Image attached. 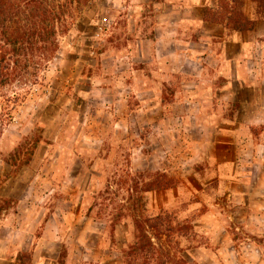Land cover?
Segmentation results:
<instances>
[{"label":"rangeland","instance_id":"rangeland-1","mask_svg":"<svg viewBox=\"0 0 264 264\" xmlns=\"http://www.w3.org/2000/svg\"><path fill=\"white\" fill-rule=\"evenodd\" d=\"M159 4L165 0H92L59 37L50 62L23 70V81L7 90L15 102L0 132V259L37 245L45 231L52 263L57 250L49 233L62 230L56 243H70L73 227L77 243L96 246L99 239L85 236L91 232L81 234L95 229L100 246L123 261L137 223L159 214L165 218L158 234L166 229L167 236L157 241L146 229L157 249L149 264H210L192 250L224 246L225 230L237 248L245 243L246 224L235 218L227 190L240 164L232 142L216 140L218 123L198 119L197 103L183 94L185 79L167 74L155 46L145 44ZM241 9L253 19L251 0ZM235 110L215 109L222 117ZM151 181L159 188L146 192ZM72 253L64 248L59 264L73 261Z\"/></svg>","mask_w":264,"mask_h":264},{"label":"crops","instance_id":"crops-1","mask_svg":"<svg viewBox=\"0 0 264 264\" xmlns=\"http://www.w3.org/2000/svg\"><path fill=\"white\" fill-rule=\"evenodd\" d=\"M159 7L155 9L159 12L155 34L145 44L155 46V56L165 62L167 74H180L185 79L183 94L197 103L198 119H209L204 123L213 128L218 123L213 130L216 140L231 141L232 156L238 157L240 163L235 167L238 177L227 190L229 199L238 206L235 218L246 224L245 243L237 248L225 230L224 246L214 243L212 249L197 248L193 254L200 263L205 258L210 264H264V241L257 245L254 240L264 239V16L253 31L238 32L205 20L206 11L220 12V0H165ZM220 107L236 109L235 114L222 117L215 111ZM235 230L241 232L239 226ZM68 231L74 240L59 245L56 242L62 230L49 233L53 234L57 250L52 263V244L46 243L47 233L43 231L37 245L19 248L13 259H6L7 250L0 264H24L18 256L25 251L32 252L31 264H59L64 248L72 251L74 258L72 261L69 256L65 264H123L114 251L100 246L102 235L96 236L95 229H85L81 234L91 232L85 236L93 237L91 241L99 239L96 246L85 241L77 243L74 228ZM187 255L191 256L190 250ZM219 256H227L226 261Z\"/></svg>","mask_w":264,"mask_h":264},{"label":"trees","instance_id":"trees-1","mask_svg":"<svg viewBox=\"0 0 264 264\" xmlns=\"http://www.w3.org/2000/svg\"><path fill=\"white\" fill-rule=\"evenodd\" d=\"M244 1L227 0L219 13L206 11L205 20L221 24L231 31H253L264 16V0H251L255 5L252 20L241 9ZM91 3L92 0H0V132L7 119L12 118L10 104L15 102H12L7 90L15 82L23 81V70L40 71L43 64L50 62L59 50V37L71 31L79 15ZM38 143L33 142L31 157ZM21 149L22 145L17 151ZM158 188L157 182L151 181L146 185V192ZM164 218V215L159 214L137 223L135 243L123 251L125 264H135L137 258H145L144 264L154 260L156 245L146 229L155 234L154 239L157 241L162 235L167 236L166 229L158 234L160 228H163ZM95 219L103 218L100 215ZM18 260L31 264L32 252L20 253Z\"/></svg>","mask_w":264,"mask_h":264}]
</instances>
